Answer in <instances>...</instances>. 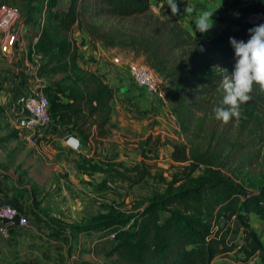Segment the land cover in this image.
I'll use <instances>...</instances> for the list:
<instances>
[{
	"label": "trees",
	"instance_id": "trees-1",
	"mask_svg": "<svg viewBox=\"0 0 264 264\" xmlns=\"http://www.w3.org/2000/svg\"><path fill=\"white\" fill-rule=\"evenodd\" d=\"M24 1L27 18L39 21L40 26L33 47L34 53L41 56L37 74L48 77L62 73L70 80L64 87L43 89L50 102V118L59 126H69L83 142L92 135L93 128L98 137L108 134L112 97L111 89L95 74L84 73L76 65L73 28L97 30L83 22L86 17L142 21L141 28L128 36V44L167 84V102L184 126V118L191 120L206 112L213 94L220 104L222 92L216 89L224 71L231 73L234 64L229 37L246 40L247 30L254 25L242 22V17L264 12V0H224L237 10V16L225 21L223 30L204 42L190 36L175 18L151 13L149 0H69L62 11L57 10L58 0ZM33 2L36 5L32 7ZM177 7L176 14L186 13L185 1ZM166 11L172 14L168 6ZM97 36L103 39L98 32ZM62 98L68 102H62ZM247 120L243 113L225 123L238 121L243 128ZM237 142L239 139L221 146L217 154L215 150L210 154L188 153L185 145H174L171 158L181 163L182 175H173L163 193L151 197L143 207L133 203L126 212L110 210L71 228L77 233L108 231L114 235L105 264H212L216 255L232 249L225 242L227 230L220 226L222 219L232 218L245 234L247 254L263 251L247 215H255L264 223V183L257 192H248L221 170L226 166L220 159L222 152L226 151L224 156L229 158ZM217 161L219 166L214 165ZM146 174L141 172L134 183Z\"/></svg>",
	"mask_w": 264,
	"mask_h": 264
},
{
	"label": "crops",
	"instance_id": "crops-1",
	"mask_svg": "<svg viewBox=\"0 0 264 264\" xmlns=\"http://www.w3.org/2000/svg\"><path fill=\"white\" fill-rule=\"evenodd\" d=\"M68 1L69 0H58V8L65 10L68 6ZM149 1L150 9L153 10H158L159 5L163 2V0ZM180 1H185L187 7H191L193 12L168 14L166 11L168 6L167 0L163 6L164 12H153L162 18H175L179 26L192 37L195 35L199 36L204 42L213 38L217 34L216 29L220 24V22H215V20L223 16L218 12V7H223L225 1L214 0L206 4V6L213 10L212 20L214 23L212 28L205 33L194 31L195 17L203 10L202 7H199L201 5L195 3L204 2V0H178V2ZM14 4H16L14 8H17L20 13H16L17 9L12 7ZM35 5L34 2L31 4L32 7ZM26 7L27 5L24 0H0V12L3 13L1 18L11 15L12 12L17 14L15 17L16 19L10 23V27L7 31L0 27V61L8 64L4 65V63L0 62V69L7 68L10 64H19L17 74H20L15 76L18 79L12 82L8 88L5 87V90L2 81H0V97L7 93V100L14 101L15 113L13 112V114L16 116L10 125L0 123V205H12L18 211V214L27 220L26 226L21 227L17 224L12 226L8 238L0 236V264H90L89 258L92 257L93 253L100 254L103 260L100 264H105V255L112 245V240L109 237L110 233L108 231L77 233L71 227L86 221L87 218L89 219L92 216L98 215L94 212L97 206L94 200H96L97 197L102 198L103 192H105L102 191L105 189L101 181L109 174L107 166L105 167L104 164L106 158L114 157L116 158L115 160L122 162H131L133 158L134 160L137 158L134 156V143L130 144L132 150L128 151L129 153L127 156L121 153L127 151L124 150L127 145L124 144L121 136H119V134L123 132V135L127 138V143L134 141V134L129 132L128 128L134 131L136 128L135 124L141 121V114L138 116L133 115L134 111L147 110L154 112L153 110L160 108V104L162 105L163 102L151 96L145 90L138 88L130 77L127 78V80L125 76L118 72V69L115 68L116 66L111 67L109 63L101 61L100 56H97L94 50V47L98 52L102 50L103 46L100 45L101 42L99 43L90 36V38H88L89 46H86L85 40L87 35L83 32L82 28L74 27L73 38L76 40L78 55L76 60L77 67L85 69L82 67L83 64L80 63L82 55L85 56V58H83L87 66L85 70H90V72L95 75V70H98L100 80L106 84L112 92V97L109 102V121L106 127V129H108V134L105 137H98L96 136L95 128H93L91 135L93 137L90 136L86 142H83L74 131L69 129V126H59L53 121L39 131V143L33 149L36 151L39 150V155L40 153H44L46 148L50 147V138H53L52 141L55 139L57 143L60 144V148H62L63 151L66 153L70 152L72 155L71 158L76 160L79 166H76V169H74L72 165L69 166L70 169L65 167V169L57 172L60 174L58 177L60 180L63 178H70L75 186H78L81 182L82 185L78 187L84 194H79V198L89 202L87 206L77 203L73 205L70 200L71 195H67L64 192V188L60 185L59 187L57 186L60 196L59 199H57V205H59V207L56 208L55 213L46 214L43 210L45 208L43 201L46 197H43L40 203H38L34 200L33 193L30 189L24 192L23 188H19L13 180L14 177H16V173L19 172L15 165L17 163L21 164L20 168L23 170V162L26 163L28 161L25 153L19 150L26 144L20 139L15 128L17 117L21 114V101L24 97L43 91L45 87H54V85H50L43 77L37 74L41 59H38L37 55L34 53L33 47L39 34V21L38 23L33 22L37 29V34L34 35V40L29 47V51H27L28 41L27 45H25L23 38L21 39L19 37L20 33L26 35V30L28 31V25L25 26L26 24L24 23L26 22L29 24L30 22L27 18L28 7ZM41 15L43 16L42 13ZM5 58H7V60ZM28 60L31 62H28ZM135 61L137 63L145 62L142 55H138ZM34 65L36 69L32 67ZM21 68L24 69L21 70ZM69 83L70 80L68 84ZM17 97H19L18 103L17 100H15ZM62 102H68V100L62 98ZM1 111L2 109L0 108V113ZM66 136L74 137L78 141V146L76 148L69 146L64 141ZM109 137H113L114 139L112 138L110 140ZM92 142L96 143V145H92V147L97 150V154H100L101 157L96 156L95 159L93 157L92 160H87V162L90 163V168L86 169L85 165H83V161H86L84 159L85 155L82 153L81 149ZM110 145L112 146L110 148L113 150L109 149ZM26 147L29 146L26 145ZM87 156L89 157V155ZM82 165L83 167H80ZM132 170L137 177L144 171L137 167H134ZM134 172L132 173L134 174ZM146 173V176L139 182H130V185H136L144 181L148 176L147 171ZM122 176V174H119L117 177ZM96 182L99 183L95 188L93 185H95ZM64 183L68 184L67 182ZM163 192L164 191L161 193ZM77 195L78 194H76V196ZM95 195L96 198L92 200V197ZM42 196H45V192H43ZM66 199H68V205L63 206L65 205L63 201H67ZM139 203L140 207H143L147 202H145V204ZM76 206H80L82 214L88 217L82 218L83 220L80 219L81 221L78 222L71 221L70 218H75V212L72 213L71 216V214L69 215V209L74 210ZM247 217L250 227L254 230L264 248V223L255 215L249 214ZM222 225H224V229L227 230L226 245L232 246V249L216 255L212 264H264V250L256 251L250 255L247 254L249 249L247 247L245 234L236 220L233 218L228 220L222 219L220 226Z\"/></svg>",
	"mask_w": 264,
	"mask_h": 264
},
{
	"label": "rangeland",
	"instance_id": "rangeland-1",
	"mask_svg": "<svg viewBox=\"0 0 264 264\" xmlns=\"http://www.w3.org/2000/svg\"><path fill=\"white\" fill-rule=\"evenodd\" d=\"M165 1L163 0L162 4L159 5L158 10L150 9L151 13L156 15L153 11H157V13L164 12L163 6ZM210 1L214 0H204V2H197L195 4L201 5L199 7H202V9L213 11L210 7L206 6ZM181 2L183 1L178 3ZM15 5L16 4L12 7L14 8ZM57 10L62 11V8H57ZM17 12H19L18 9L16 13ZM218 12L223 15L221 18L215 20V22H220L219 26H223L225 21L231 20L237 16V10L232 8L226 1L223 7H218ZM16 13L12 12L11 15L1 18L3 13L0 12V27L7 31L10 27V23L16 19ZM160 18L162 17L160 16ZM83 22L92 26L94 25L95 29H97H83V32L87 35L85 45L89 46L88 38H90V36L99 43L102 40L103 42H101L100 45H102L103 48L100 52L96 51L94 47L97 56H100L101 61L109 63L111 67L116 66L115 68L118 69V72L121 73V75L125 76L126 79L129 78L124 65L129 61L136 62L135 60L139 54L135 53L130 48L128 44V36L141 28L142 21L139 19L132 21L115 20L107 17H86ZM24 23L26 24L25 26L28 25V31L26 30V35L20 33L19 37L21 39L23 38L25 45H27L28 41L27 51H29V47L34 40V35L37 34V29L32 20H30L29 24L26 22ZM97 32L102 35L103 39L100 40L97 38ZM71 38L76 44V40L73 38V30ZM194 38H199V36L195 35ZM116 57L121 61L122 65L117 66L112 62V59ZM83 58H85V56L82 55L80 63L83 64L82 67L86 69L87 66L83 61ZM5 59L7 60V58ZM0 62L4 63V65H8L5 64L6 62ZM28 62L31 61L28 60ZM18 65L19 64H10L7 68L0 69V81H2L4 90L5 87L8 88L12 82L18 79L15 77L16 75H20L17 74V71L19 70ZM32 67L36 69L35 65ZM23 69L24 68H21V70ZM79 69L84 73H92L90 70H85L83 68ZM97 71L98 70H95V73L99 78V71ZM43 78L52 86L64 87L69 82L66 75L62 73L49 75L48 77ZM220 84L216 90L222 92ZM161 86L166 92L165 98L162 101L163 104H160V108L153 110L154 112L136 110L133 113V115L136 116L141 114V121L135 124V130L133 131L128 128V131L134 134V141L127 143V138H125L123 132L119 134L124 144L127 145L124 149L127 151L121 153L127 156L129 153L128 151L132 150L130 144L134 143V156L137 158L135 160L133 158L131 162H122L115 160L116 158L114 157H109L106 158L105 163L103 162L105 167L107 166L109 173L107 174V177L101 181L103 188L105 189L102 191L105 192H103L102 198L97 197V199L94 200L96 195L92 197L94 203L97 204L94 212L98 215L105 214L110 210L126 212L130 210L133 202L136 203L137 201L141 202V204H145V202L151 197L158 195L165 190V184L173 175H182L181 163L175 162L171 158L174 145H185L188 153H191V151L200 153L205 151L207 154H210L212 152L214 153L215 150L217 154V151L221 146L229 145L235 141V139H239L240 142H237L238 146L235 151L233 153L231 151L229 152V158L224 156L226 151L222 152L220 159L224 160V163H226L225 167L220 166L222 172L231 180L240 184L248 192H257L264 183V87L254 83L249 92L250 99L240 104L239 115L246 113L248 118L246 126L242 128L238 124V121L228 125L224 121L215 118L214 108L218 105L216 102L217 95L215 96L214 94L211 96L212 100L210 103L206 104V112L198 113L192 117L191 120L184 118V126H182L177 120L176 115L172 112L170 104L167 102V84L162 81ZM40 92L43 93V91ZM6 95L0 97V108L2 109L0 113V123L10 125L16 116L13 114L14 101L7 100L8 98ZM219 99L221 100L222 96ZM15 100H17L18 103L19 97ZM112 138L113 137H109L110 140ZM52 139L53 138H50V147L46 148L45 152L40 153V155L38 154L39 150L36 151L33 149L34 147L29 148L26 147V145H23L19 149L25 153L28 161L26 163L23 162V170L20 168L21 164L17 163L15 165L19 172L16 173V177L13 179L14 182L19 188L22 187L24 192L27 189H30L33 193L34 200L38 203H40V200L43 197H46L43 201L45 205L43 210L46 214L55 213L56 208L59 207V205H57V199H59L60 196L57 186L59 187L60 185L64 188V192L67 195H71L70 200L73 205L76 203L84 204L86 206L89 205L87 200L79 198V194H84L78 187L79 185H82L81 182L78 186H75L70 178H63L60 180L58 177L60 175L57 173L58 171L65 169V167L70 169V165L76 169V166H79V164L76 163V160L71 158L72 155L70 152L66 153L63 151L62 148H60V144L57 143L55 139L52 141ZM92 145H96V143L92 142L81 149L82 153L85 155L84 159L86 161H83V165H85L86 169L90 168V163L87 162V160H92L93 157L95 159L96 156L101 157L100 154H97V150H95ZM110 147H112L111 145L109 146V149L113 150ZM87 155H89V157ZM216 160H218L217 156ZM218 161L214 164L215 166H219V164H217ZM83 165L80 167H83ZM134 167L147 171L148 176L141 183L130 185V182H134L137 177L132 170ZM199 170L201 171L202 168L200 167ZM132 172H134V174ZM197 173L198 172L195 173V176ZM119 174H122L123 176L117 177ZM64 182H67L68 184H65ZM98 183L99 182H96L93 186L96 188ZM43 192H45V196H42ZM76 194L78 195L76 196ZM66 200L67 201H63L65 202V205L63 206L68 205V199ZM74 212L75 218H70L71 221L78 222L88 217L82 214L80 206H76L74 210L69 209V215L71 214L72 216V213ZM89 259L90 264H100V262H103L100 254L93 253L92 257Z\"/></svg>",
	"mask_w": 264,
	"mask_h": 264
},
{
	"label": "clouds",
	"instance_id": "clouds-1",
	"mask_svg": "<svg viewBox=\"0 0 264 264\" xmlns=\"http://www.w3.org/2000/svg\"><path fill=\"white\" fill-rule=\"evenodd\" d=\"M172 14L178 13V0H167ZM184 11L192 13L191 7ZM213 11L203 9L195 17L194 31L205 33L213 26ZM248 38L229 37V45L233 50L234 64L231 73H227L221 81L222 99L214 108L215 118L227 122L239 115L240 104L250 99L249 92L253 84L264 87V23L257 24L248 30ZM203 51V47H200Z\"/></svg>",
	"mask_w": 264,
	"mask_h": 264
},
{
	"label": "built area",
	"instance_id": "built-area-1",
	"mask_svg": "<svg viewBox=\"0 0 264 264\" xmlns=\"http://www.w3.org/2000/svg\"><path fill=\"white\" fill-rule=\"evenodd\" d=\"M241 20L246 24L254 26L264 23V12L257 11L248 13L244 15ZM36 55L38 59H41L40 55ZM112 62L117 66L122 65L117 57L112 59ZM124 66L130 79L138 88L145 90L158 100H164L165 91L161 86L162 79L145 63L129 61L125 63ZM49 108L50 102L47 96L42 92H36L22 99L21 114L17 117L15 128L18 136L27 146L36 147L40 138L39 131L52 122ZM17 216H19L18 219H16ZM15 224L23 227L27 225V220L20 216L18 211L12 205L1 204L0 236L8 238L10 236V228ZM109 237L113 239L114 235L110 233Z\"/></svg>",
	"mask_w": 264,
	"mask_h": 264
},
{
	"label": "water",
	"instance_id": "water-1",
	"mask_svg": "<svg viewBox=\"0 0 264 264\" xmlns=\"http://www.w3.org/2000/svg\"><path fill=\"white\" fill-rule=\"evenodd\" d=\"M223 30V26L220 25L217 29H216V33L219 34L221 31ZM64 141L71 147L76 148L78 146V141L72 137V136H66ZM19 216L16 217V219H18Z\"/></svg>",
	"mask_w": 264,
	"mask_h": 264
}]
</instances>
